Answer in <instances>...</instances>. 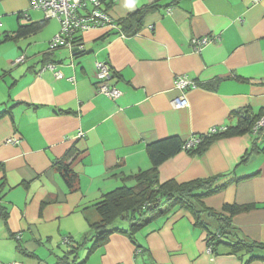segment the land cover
Here are the masks:
<instances>
[{"label": "crops", "instance_id": "0c3cea01", "mask_svg": "<svg viewBox=\"0 0 264 264\" xmlns=\"http://www.w3.org/2000/svg\"><path fill=\"white\" fill-rule=\"evenodd\" d=\"M143 8L135 32L122 31L120 21ZM107 11L116 26L82 31L84 49L75 53L64 45L49 49L59 32L56 18L30 0H0V262L54 263L63 242L82 240L100 219L95 204L103 195L150 167L147 143L204 135L234 125V112L264 107V0H112ZM39 22L37 31L16 35L19 26ZM208 34L219 40L195 52L191 39ZM96 61L111 68L117 99L97 92ZM47 63L62 77L45 69ZM180 74L196 86L177 89ZM215 79L214 87L204 86ZM182 94L187 106L173 108L170 101ZM12 136L18 144L6 143ZM255 136L264 148L263 129L216 139L201 155L182 149L158 166V179L220 175V189L204 204L215 210L249 204L232 224L239 238L264 243V152L246 155ZM66 155L76 175L73 189L55 166ZM116 225L127 228L124 221ZM134 237L139 248L111 233L84 264H264L224 245L207 253L205 231L179 207ZM86 251L79 250L78 262Z\"/></svg>", "mask_w": 264, "mask_h": 264}, {"label": "trees", "instance_id": "16d2710c", "mask_svg": "<svg viewBox=\"0 0 264 264\" xmlns=\"http://www.w3.org/2000/svg\"><path fill=\"white\" fill-rule=\"evenodd\" d=\"M111 1L104 0L106 9ZM146 11L147 8L136 10L121 20L120 27L122 31L135 32ZM42 25L43 22L19 26L16 35L23 36L33 33ZM217 82L218 80L215 79L210 84H204V86L214 87ZM231 115L236 118L234 125L225 126L226 129L223 131L197 135L199 141L185 150L190 154L201 155L216 139L252 134L255 122L264 116V107L255 111L245 109ZM263 129L264 126L258 130L257 134ZM256 139L255 136L252 141V148L246 155L253 152H264V148L257 147ZM186 140V138L179 136H169L147 143L145 150L151 163L150 167L122 178L123 183L120 186L106 192L103 198L95 204L100 219L89 224V231L82 240L75 241L70 238L63 242L65 249L62 255L57 257L52 264H84L87 256L104 245L108 236L113 232L125 234L135 247L139 248V244L134 237L135 233L142 227L164 216L174 207L187 211L192 216L193 224L205 231L206 247L211 246V253L214 254L219 246L224 245L233 253L241 251L248 253L250 255L249 260L254 258L264 259V256L253 255L255 249L264 250V243L239 238L237 230L232 224V217L239 212L250 209L249 204L225 203L220 210H215L204 204V197L220 189V186H215L220 175L185 182H178L175 179H168L164 182L159 181L158 166L167 158L182 150ZM69 154L71 155L72 151H69ZM55 166L68 188H75L76 175L70 169L67 155L66 158L60 159ZM128 180H133L135 183L129 186L125 184V181ZM121 221L127 223L126 229L116 225V223L121 224ZM88 243H90L89 246H87ZM82 248L87 250L86 256L78 262V252Z\"/></svg>", "mask_w": 264, "mask_h": 264}, {"label": "built area", "instance_id": "2783aa9c", "mask_svg": "<svg viewBox=\"0 0 264 264\" xmlns=\"http://www.w3.org/2000/svg\"><path fill=\"white\" fill-rule=\"evenodd\" d=\"M30 6L40 9L44 12L46 18H56L59 21V32L52 38L49 43V49H54L59 45H64L72 52L82 51L83 45L78 40V35L89 28L110 26L115 27L116 23L104 5V0H30ZM219 40L218 34H208L202 37H193L191 39L192 48L195 52H200L202 48ZM24 56L21 55L16 62H22ZM45 69L50 70L55 78H61L62 72L57 69L53 63H47ZM95 85L98 93H101L111 100H115L120 96V90L112 84V71L108 64L103 61L95 62ZM174 85L180 91H185L196 86L187 74H180L174 78ZM173 108H181L187 106L184 95L173 98L170 101ZM264 126V116L257 120L252 128V135H256L258 130ZM225 126L212 127L206 134L215 133L225 130ZM81 137L82 132H78ZM19 138L9 137L6 143L18 144ZM199 141L196 136H190L183 149L194 146ZM207 253H211V246L206 247ZM0 264H21L17 261L0 262Z\"/></svg>", "mask_w": 264, "mask_h": 264}, {"label": "rangeland", "instance_id": "374dc122", "mask_svg": "<svg viewBox=\"0 0 264 264\" xmlns=\"http://www.w3.org/2000/svg\"><path fill=\"white\" fill-rule=\"evenodd\" d=\"M130 186V185H129Z\"/></svg>", "mask_w": 264, "mask_h": 264}]
</instances>
